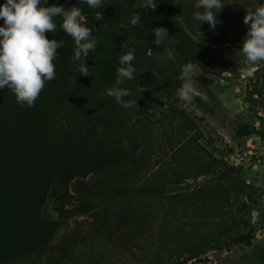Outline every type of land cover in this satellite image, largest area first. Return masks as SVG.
I'll use <instances>...</instances> for the list:
<instances>
[{"label":"trees","instance_id":"obj_1","mask_svg":"<svg viewBox=\"0 0 264 264\" xmlns=\"http://www.w3.org/2000/svg\"><path fill=\"white\" fill-rule=\"evenodd\" d=\"M256 1L264 4V0ZM4 2L0 0V4ZM53 4L90 9L80 0H48L47 6ZM96 10L109 23L119 21L123 12L120 0H105V6ZM174 12L172 6H156L154 10L139 6L135 10L140 14V23L130 24L129 34L139 38L145 52L160 58L147 62L152 83L143 91L136 90L132 99L158 93H165L167 98L177 96L176 89L183 83V65L201 64L205 56L182 33ZM86 21L98 40L95 18ZM55 22L57 31L46 33L47 38L73 40L60 26V17ZM160 26L168 30L170 37L157 47L153 28ZM165 47L173 50L175 60L165 58ZM119 66L104 64L100 76L76 78V84L71 75H56L55 80L46 82L34 107L20 106L13 92L7 87L0 89V264H193L209 248L253 245L252 222L239 220L236 225L247 230L232 237V219L225 220L232 210L196 215V194L222 193L224 203L232 205V185L237 184L241 172L240 167L224 162L210 150L211 137L201 132L193 135L173 154L175 160L181 154L188 159L199 156L200 168L192 176L204 180L185 194L169 196L167 183L159 182L160 175L145 171L148 160L136 155L125 160L109 156L113 141L103 133V128L109 126L110 120L105 118L108 111L99 107V102L93 104L91 98L102 84L116 78ZM226 70L222 68L221 72ZM78 85L82 88L76 96L73 90ZM206 89L215 99L213 91L208 86ZM195 103L203 112L214 111L202 95L195 97ZM113 122L119 125V120ZM190 123L192 128L196 125L194 120ZM236 131L239 137L256 134L264 138L263 130L254 124L240 123ZM144 141L148 146L154 143L150 138ZM49 145L62 149L65 155L47 152ZM54 173L69 176L75 193L55 184ZM168 184H182L181 175ZM55 192L53 208L58 216L49 218L43 210ZM183 195L185 204L181 201ZM118 199L123 203L112 214L115 216L92 220L89 234L65 230L68 219L75 215L72 213L97 214L100 206L109 207ZM248 204L249 200L242 201L243 206ZM260 257L264 264V254Z\"/></svg>","mask_w":264,"mask_h":264},{"label":"rangeland","instance_id":"obj_2","mask_svg":"<svg viewBox=\"0 0 264 264\" xmlns=\"http://www.w3.org/2000/svg\"><path fill=\"white\" fill-rule=\"evenodd\" d=\"M120 2L122 16L119 21L113 23H109V20L102 17L96 9L83 11L85 19L95 18L100 31L98 46L95 52L89 53L86 66L92 71L89 76H100L104 64H119V55L126 51L122 49V44L128 41L129 47L136 49L133 65L136 68L137 79L126 80L120 86L130 89L133 94L152 83L147 62L153 58L158 60L160 57L150 51L145 52L139 38L128 32L136 8L144 6L146 0ZM232 2L234 3L226 4L217 14L221 22L217 24L215 30L211 29L207 22L200 25V22L193 18V13L201 10L196 7L198 0H158L157 3V6L164 9L175 7V19L182 33L201 48L205 55L200 59L201 64L195 63L201 74L194 77V84L213 106V112L198 109L195 98L191 103H186L177 96L167 98L165 93L153 94L149 98H137V105L124 108L107 94L108 89L115 85L116 78L102 84L91 98L93 104L99 102L101 104L99 107L108 111L105 118L110 120L109 126L103 128V133L114 142L109 156H119L125 160L136 155L138 158L148 160L150 163L144 166L145 171L147 174L155 172L160 175L159 182L167 183L169 196L193 192L192 190L204 180L202 176L198 178L192 176L200 168L198 155L191 157L193 159H188L187 155L182 154L177 160L173 158L179 144H183L193 135H200V132L204 137L212 138L213 145L210 150L216 156L230 165L240 167L241 172L236 178L237 184L232 185V205L224 203L222 193L212 191L202 196L196 194L193 199L198 204L197 216L206 213L217 215L224 212L225 208L232 210V215L228 214L225 217V220L230 222L232 219V237L247 230L242 225H236L239 220L252 222L253 245L238 243L230 247L209 248L207 253L193 264L263 263L260 255L264 254V138L256 134L239 137L236 131L240 123H248L256 125L264 132V62L248 65L246 58L239 51L248 30V26L243 23L246 8L255 7L258 3L256 0ZM60 19L62 22V18ZM63 45L57 49V58L54 61L56 75L83 77L78 73L79 62L73 60L74 41L64 40ZM222 68L227 70L221 72ZM181 78L183 80L182 74ZM206 86L213 91L215 99L209 97ZM47 88L55 90L51 86ZM81 88V85L76 86L73 93L77 96ZM126 99L131 100L132 96ZM113 120H119L116 122L119 125ZM190 120H194L196 124L193 128ZM147 138L154 143L148 146L144 141ZM47 152L58 156L65 155L62 149H52L51 145L48 146ZM179 174L182 184H168L169 180H173ZM76 175H73L74 178ZM53 181L75 193L69 176L54 173ZM56 195V192L51 194L44 206L43 214L46 217L58 216L53 208V198ZM181 199L185 204V195ZM247 200L249 204L245 207L242 201ZM122 203L123 200L118 199L109 207L100 206L101 210L97 214L72 213L75 215L68 219L65 230L69 228L87 235L91 231L92 220L98 218L103 221L114 217L112 214ZM67 206L70 207L69 204ZM109 251L107 253H110Z\"/></svg>","mask_w":264,"mask_h":264},{"label":"clouds","instance_id":"obj_3","mask_svg":"<svg viewBox=\"0 0 264 264\" xmlns=\"http://www.w3.org/2000/svg\"><path fill=\"white\" fill-rule=\"evenodd\" d=\"M90 8L98 9L105 6V0H80ZM158 0H146L145 7L154 10ZM232 0H198L196 7L201 9L193 13V18L200 25L207 22L215 30L218 23L217 14ZM48 5V0H5L0 4V89L7 87L15 94L17 104L34 107L46 82L56 79L57 49L62 48L63 41L48 39L46 33H56L55 18H62L61 27L75 44L73 60L79 62L78 73L87 77L92 73L86 66L89 53L95 52L98 41L93 36V28L87 26V21L80 7L73 5L65 8L62 5ZM131 24L138 26L140 14L133 15ZM243 23L248 30L243 37L239 51L246 58L248 65L264 62V4L247 7ZM201 33V32H200ZM153 43L158 47L169 38L165 27L153 28ZM202 34V33H201ZM203 35V34H202ZM201 35V36H202ZM119 55V67L116 70L115 85L108 89V95L113 97L124 108L137 105L136 99H126L132 96L130 89L121 87L126 80H136L137 72L133 65L135 61L134 47H129L128 41L122 44ZM165 58L175 60L173 50L165 47ZM197 66L188 62L182 67L183 83L176 89L177 97L191 103L202 93L194 84V77L200 75ZM76 77L74 83L76 84ZM143 91V88L141 89Z\"/></svg>","mask_w":264,"mask_h":264}]
</instances>
